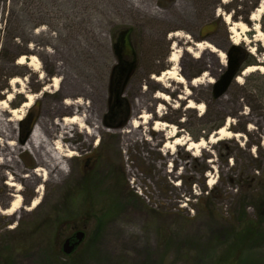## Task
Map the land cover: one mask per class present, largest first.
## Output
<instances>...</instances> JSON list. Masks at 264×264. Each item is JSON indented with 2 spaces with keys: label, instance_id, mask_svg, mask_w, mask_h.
<instances>
[{
  "label": "rangeland",
  "instance_id": "rangeland-1",
  "mask_svg": "<svg viewBox=\"0 0 264 264\" xmlns=\"http://www.w3.org/2000/svg\"><path fill=\"white\" fill-rule=\"evenodd\" d=\"M262 1L0 0V101L15 92L9 106L19 109L26 95L38 97L17 124L16 143L22 145L39 121L65 118L62 108L67 99L87 103V113H95L103 127L99 139L90 137L86 143L85 133L76 127L72 139L64 142L77 146L78 155L69 160L71 172L61 182L40 178L32 187L16 181L17 187L11 188L7 184L14 177L3 169L0 210L13 201L9 195H16L18 187L23 209L13 216L0 212V264L234 261L238 250L231 247L232 241L225 244L223 232L240 221H253L255 204L264 195V79L256 78L264 74L244 75V69L241 82L234 79L219 95L213 89L227 70L226 52L233 46L264 66L259 62L264 59V42L255 40L250 20ZM226 15L249 27L238 44ZM259 24L264 33V13ZM124 30L130 31L127 61L134 65L121 84V94L129 101L132 120L139 124L115 130L103 126L102 119L109 113L110 79L119 64L116 44ZM177 32L189 39L177 42L172 38ZM174 42L175 49L182 51L178 65L169 62ZM198 43L222 51L225 64L207 50L196 59ZM166 49L168 55L163 57ZM33 55L40 59V69L29 62L17 64L22 56ZM166 65L172 68L154 71ZM173 68L191 82L182 85L166 79L164 88L153 79ZM189 73L194 74L190 79ZM205 73L200 84L191 85ZM15 78L22 84L11 86ZM54 78L60 79L58 89L52 87ZM161 93L170 100H158ZM189 101L203 103L204 112L188 109ZM160 105L162 116L156 112ZM144 113L155 122L176 126L181 137L193 141L205 138L203 130L215 134L228 120L230 132L238 136L210 143L197 155L186 146L172 151L164 147L170 129L155 131L153 124L141 119ZM30 118L35 122L31 130L26 123ZM20 160L23 176L37 171L29 152ZM34 201L38 207L27 211ZM79 231L84 232V240L65 255L66 239ZM243 256L239 264H264V242Z\"/></svg>",
  "mask_w": 264,
  "mask_h": 264
},
{
  "label": "bare ground",
  "instance_id": "bare-ground-1",
  "mask_svg": "<svg viewBox=\"0 0 264 264\" xmlns=\"http://www.w3.org/2000/svg\"><path fill=\"white\" fill-rule=\"evenodd\" d=\"M228 1L229 0H225V2ZM263 13L264 0L261 2L259 8H257L250 17V20L254 23L253 30L257 33L255 40L262 42H264V33L261 30L259 23ZM225 22L229 26V32L231 35L236 38L234 44L239 43L242 32L249 31V27L246 24L233 22L231 20V15L225 16ZM36 33H38V31H36ZM182 37L189 39L188 36H184L180 32L174 33L172 35V38H174L177 42L180 41ZM244 40L247 41L248 39ZM175 47L176 43L174 42L172 47L173 53L170 55L169 62L173 65H178L181 61L182 51L179 48L175 49ZM196 47L197 52L194 55L196 59L200 58L202 51L207 50L217 54L222 60V64H225V54L222 51H219L212 44L198 43ZM185 51L192 53L191 49H185ZM28 58L29 60H27ZM28 62L29 66L33 67L35 70L40 69L42 65L40 59L35 55L31 57L22 56L17 64L24 66L28 65ZM259 62L264 64V59ZM255 72L264 74V66H250L245 70L244 75ZM204 77H207V73H205L203 77L193 81L191 85L197 86L202 82ZM153 79L157 83L163 85L164 88H167V86L164 84L166 79L174 80L182 85L188 84L186 78L179 72L177 68H173L171 71L163 73L160 76H154ZM241 79V77H238L237 82H241ZM52 82V87L55 89H58L61 85L59 78H54ZM208 83L213 84L214 80L210 79L208 80ZM20 84H22V81L19 78L11 80V86ZM187 93H189V91H187ZM14 96L15 92L9 94L6 100L0 101V110L3 112V114L0 116V137L2 140H4L0 141V178L4 175L3 169H7L11 171V176L14 177L12 178L11 182L7 184L11 188L17 187L16 181L26 182L29 187H32L39 183L40 178H43L46 182H61L71 172L70 165L68 164L69 160L78 155L76 153V149L78 148L77 146H65L64 142L68 139H72L73 136H71V134L76 131V127H79L80 132L85 133L86 143L89 141L90 137L99 139V130L103 129V127L98 116L95 113H87V111L89 112V106L87 103L83 104L81 100L67 99L64 103L65 106L62 108V111L67 113L65 118L57 121H48L46 119L39 121L31 131L28 139L22 145H20L16 143L15 140V130L17 129V124L23 121L27 110L33 107L38 97L33 94H28L26 95L27 101L21 108L11 109L9 105L10 102L15 98ZM156 98L165 102L170 100V97L164 93L158 94ZM139 106L144 108L142 104H139ZM187 108L193 110L195 109L203 113L205 110V105L203 103L196 104L194 101H189ZM163 109V105H160V107L157 109L156 112L159 116H162ZM141 119L144 123L153 124V129L155 131L164 133L167 129H170L166 136L164 147L172 151H175L179 147L186 146L187 151H194L197 155L201 150L206 148V145L210 143L237 138L238 136L234 135L229 130V126L232 123L231 120H228L219 131L215 132L208 142L203 138L200 139V141H193L190 138H183L179 135L176 126H171L170 124L160 121L155 122L148 113H144V115L141 116ZM88 122H91L93 126H89ZM130 123L131 127L133 128H137L139 124L136 119L131 120ZM250 128L252 127L250 126L249 129ZM140 133H142V130H140ZM25 152H29L34 157L38 164V169L37 171L35 170L32 173H29V175L23 176L22 173H24V165L21 162L20 157ZM21 189V187H18V192L16 195H9V198L13 197L14 199L5 209L0 210L2 214L13 216L20 213L21 209H23L22 194L20 192ZM38 204L39 203L37 201H34L27 211L35 210L38 207Z\"/></svg>",
  "mask_w": 264,
  "mask_h": 264
},
{
  "label": "trees",
  "instance_id": "trees-1",
  "mask_svg": "<svg viewBox=\"0 0 264 264\" xmlns=\"http://www.w3.org/2000/svg\"><path fill=\"white\" fill-rule=\"evenodd\" d=\"M226 54H227V59L231 62V65H232V73L234 75V79L237 78L239 74L247 67L257 65L256 60L252 56H250L249 58L244 57L246 53L237 46L231 47L230 50L226 52ZM227 71H228V68L225 71V73L221 76V78L218 79L216 84L221 82V80L223 79ZM256 78L264 79V77L261 75H258ZM234 79L228 84L227 87L231 85ZM213 90H214V94L217 95L216 92L218 88L215 87V85H214ZM34 123H35L34 121L31 123L29 130L33 128ZM210 131H211L210 129L207 131L205 135L206 138L210 134H212V132ZM23 136H25L24 133H23ZM200 199H201V202L206 200V198H200ZM255 210H256V215L253 221H251L250 223H248V221H244V222L240 221L241 223L237 227L230 228V230L228 229L226 232H223L224 239L226 240L225 244L226 243L229 244L232 241L233 245L231 247H236L238 252L233 257L235 259L232 263L228 262L229 260L225 259V262H228V263L220 262L217 264H239L240 259L242 260V258L244 257L243 255H245V253L247 254V252L250 253L251 251H255V249L259 248L260 244L264 242V225H263L264 223V195H261L259 199L257 200V203L255 204ZM213 264H216V263L213 262Z\"/></svg>",
  "mask_w": 264,
  "mask_h": 264
},
{
  "label": "flooded vegetation",
  "instance_id": "flooded-vegetation-1",
  "mask_svg": "<svg viewBox=\"0 0 264 264\" xmlns=\"http://www.w3.org/2000/svg\"><path fill=\"white\" fill-rule=\"evenodd\" d=\"M118 38L119 39L117 40V44H116V53L118 55L119 64L114 68L110 79L111 98L109 101V113L105 115L102 119L103 126L113 128L115 130H119L127 127L132 120L129 101L122 98L121 84H124V78H125V77L122 78L123 69L127 67L129 68L131 64L134 65L133 62L130 63L129 61H127V57H129L131 53L130 31L124 30L119 34ZM192 44L194 43L192 42ZM196 45L197 44H195V46ZM167 55H168V50L166 49L164 51L163 57H166ZM168 67L172 68L170 65H166L159 68L155 67V69L156 68L157 69L154 71L158 72L160 69H166ZM187 75H188L187 78L190 79L194 74L189 73ZM26 123L31 124V118L28 119ZM203 133L206 134L207 131L203 130ZM71 239H72V243L76 242V241L74 242V236H71Z\"/></svg>",
  "mask_w": 264,
  "mask_h": 264
},
{
  "label": "water",
  "instance_id": "water-1",
  "mask_svg": "<svg viewBox=\"0 0 264 264\" xmlns=\"http://www.w3.org/2000/svg\"><path fill=\"white\" fill-rule=\"evenodd\" d=\"M132 67H133V64H131L129 66V68L127 67V68L123 69L122 78L123 77L128 78V76L131 74ZM227 68H228V71L224 75V77L221 80V82L215 84V87L218 88V90L216 92L217 95L221 94L225 90V88L228 86V84L234 79V75L232 73V65H231V62L229 60H228V67ZM187 82L190 83L191 81L187 80ZM200 139H202V138H200ZM200 139L198 141H200ZM204 139H205V141L209 142L210 141V136L208 138H204ZM84 237H85L84 232L79 231V232H77L75 234V237H74L76 239L75 243H72V239L71 238L66 239V241H65V243L63 245L64 254L65 255H71L74 252L75 248L82 243V241L84 240Z\"/></svg>",
  "mask_w": 264,
  "mask_h": 264
},
{
  "label": "built area",
  "instance_id": "built-area-1",
  "mask_svg": "<svg viewBox=\"0 0 264 264\" xmlns=\"http://www.w3.org/2000/svg\"><path fill=\"white\" fill-rule=\"evenodd\" d=\"M141 196H144L143 192L140 190V193H139Z\"/></svg>",
  "mask_w": 264,
  "mask_h": 264
}]
</instances>
